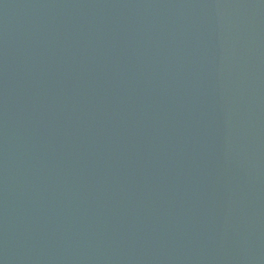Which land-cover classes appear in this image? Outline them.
<instances>
[{"label":"water","instance_id":"1","mask_svg":"<svg viewBox=\"0 0 264 264\" xmlns=\"http://www.w3.org/2000/svg\"><path fill=\"white\" fill-rule=\"evenodd\" d=\"M0 264H264V0H0Z\"/></svg>","mask_w":264,"mask_h":264}]
</instances>
